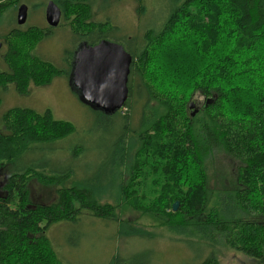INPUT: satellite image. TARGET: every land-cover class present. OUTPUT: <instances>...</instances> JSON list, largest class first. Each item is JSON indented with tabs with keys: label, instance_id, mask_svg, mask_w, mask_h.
Returning <instances> with one entry per match:
<instances>
[{
	"label": "trees",
	"instance_id": "trees-1",
	"mask_svg": "<svg viewBox=\"0 0 264 264\" xmlns=\"http://www.w3.org/2000/svg\"><path fill=\"white\" fill-rule=\"evenodd\" d=\"M52 1L76 42L111 39L109 23L93 20L91 0ZM136 1L143 14L141 0ZM20 2L0 0V19ZM165 5L156 26L127 41L114 39L132 56L129 95L113 114L95 110L124 121L109 154L116 165L108 180L114 198L108 190L82 186L67 171L14 168L30 149H40L35 145L66 139L75 126L55 119L48 109L14 106L2 113L8 132H0V178L2 170L6 176L0 183V264H61L47 232L59 224L71 228L83 211L114 222L121 238L140 243L152 238V232L136 226L138 218L122 217L125 210L183 242L202 245L196 264H219L218 243L264 264V0H166ZM48 31L13 27L1 37L6 69H0V88L11 84L26 94L29 86L47 85L61 74L33 53ZM194 94L213 99L207 104L205 99L191 115L187 103ZM127 132L132 140L125 152ZM124 158L126 173L120 178ZM215 159L222 165L218 180L226 175V161L235 164L230 186H208L207 163ZM31 180L53 188L55 199L32 198ZM106 192L112 202L104 200ZM115 253L105 264L154 260L152 250L123 258Z\"/></svg>",
	"mask_w": 264,
	"mask_h": 264
},
{
	"label": "rangeland",
	"instance_id": "rangeland-1",
	"mask_svg": "<svg viewBox=\"0 0 264 264\" xmlns=\"http://www.w3.org/2000/svg\"><path fill=\"white\" fill-rule=\"evenodd\" d=\"M49 0H21L27 6L26 20L23 24L16 21L17 6L7 8L0 19V69L4 70L3 55L6 47L2 36L11 28H27L29 26H42L49 29L48 35L34 49V54L53 63L61 72L44 86H29L28 94L18 93L10 84L6 90L0 92V123L2 113L10 107H28L43 112L49 110L55 119L64 120L75 126V132L66 139L58 140L46 145H35L40 148L36 151L30 149L29 154L23 155L15 162L14 168L35 166L46 168L50 172H69L70 179L82 183V186L92 188L100 193L108 190L109 196L114 198V190L108 183L116 165L109 159L110 152L115 148L124 121L95 114V110L84 103L76 89L71 84L70 73L72 70L73 55L81 44L76 37L70 34L69 27L61 20L55 25H46L44 10ZM166 0H141L142 13L139 14L136 0H91L92 18L95 21L109 23L108 35L112 41L121 39L127 41L134 35L141 34L147 26H156L161 12L166 8ZM17 7V8H16ZM139 8V7H138ZM50 26V27H48ZM97 31L94 32L95 39ZM1 91V88H0ZM32 93V95H31ZM199 94L189 98L193 99L195 107H201L205 99ZM187 103V105H188ZM122 108V107H121ZM125 114V109H122ZM1 132V126H0ZM3 133L8 130L4 127ZM125 149L130 148L131 134L127 132L124 137ZM134 148V147H133ZM132 148V152H133ZM128 161L118 165L121 174L125 177L126 170L123 166ZM214 162V164H213ZM223 180L216 177L220 174L221 162L218 159L208 161L207 174L208 186L220 187L221 184L230 186L235 164L227 162ZM126 166V165H125ZM2 177L0 178L1 183ZM118 179H116L117 181ZM32 198L40 202H50L55 199L54 189L40 185L36 180H31L28 185ZM103 197L112 202L111 197ZM123 218H138L136 226L143 227L152 232V238L135 242L137 238H121L116 235L114 222H104L90 217L86 211L78 217L69 228L67 224L53 226L47 232L54 248L58 253L61 264H105L114 253L120 257H128L137 250H152L153 264H196L200 256L202 245L198 242H183L180 236L169 229L157 226L147 218L139 217L134 211L125 210ZM175 239H179L178 241ZM138 244H140L138 246ZM142 247V248H139ZM219 264H257L253 259L244 254L227 248L218 243L214 246ZM115 253V254H116Z\"/></svg>",
	"mask_w": 264,
	"mask_h": 264
},
{
	"label": "water",
	"instance_id": "water-1",
	"mask_svg": "<svg viewBox=\"0 0 264 264\" xmlns=\"http://www.w3.org/2000/svg\"><path fill=\"white\" fill-rule=\"evenodd\" d=\"M27 6L17 8L16 21L23 24L26 20ZM47 24L55 26L61 16L59 7L49 0L44 10ZM132 62L131 54L117 41L102 39L95 44L83 41L73 55L71 84L81 100L96 111L113 114L120 109L128 97V76ZM213 98H207L206 104ZM192 99L187 107L190 114L197 111ZM178 201L172 205L177 209Z\"/></svg>",
	"mask_w": 264,
	"mask_h": 264
},
{
	"label": "flooded vegetation",
	"instance_id": "flooded-vegetation-1",
	"mask_svg": "<svg viewBox=\"0 0 264 264\" xmlns=\"http://www.w3.org/2000/svg\"><path fill=\"white\" fill-rule=\"evenodd\" d=\"M107 40H111L112 41V39H107ZM89 44V43H88ZM124 46V45H123ZM125 48V47H124ZM126 49V48H125ZM128 80H129V76H128ZM127 85H128V83H127ZM129 87V86H128ZM8 88V87H7ZM7 88H5V87H2L1 88V91L0 92H2V91H4V90H6ZM29 93H30V91H29ZM21 94V93H20ZM26 94H28V93H26ZM26 94H22V95H26ZM31 95H32V93H31ZM128 95H129V88H128ZM0 126H1V133H3L2 132V129H4V124H3V121L1 120V123H0ZM1 177H6L5 176V171H1ZM1 182H2V180H1ZM1 185H2V183H1Z\"/></svg>",
	"mask_w": 264,
	"mask_h": 264
}]
</instances>
